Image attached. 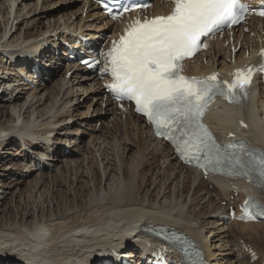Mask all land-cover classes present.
Segmentation results:
<instances>
[{"label":"bare ground","instance_id":"6f19581e","mask_svg":"<svg viewBox=\"0 0 264 264\" xmlns=\"http://www.w3.org/2000/svg\"><path fill=\"white\" fill-rule=\"evenodd\" d=\"M51 1L0 0V200L4 203L14 189L20 194L17 206L12 205L14 192L10 206L0 209V264H100V256L110 250L139 262L147 243L152 244L151 251L158 241L146 231L188 237L202 248L211 264H249L236 259L237 240L251 237L264 241L260 232L264 225L227 226L225 210L212 198V189L220 196H227V189L215 179L208 183L196 171L179 166L143 119L128 112L124 120L110 101L104 100L105 93L94 75L69 69L73 75L66 80V73L52 68L49 73L54 81L45 87L31 90L22 81L19 72L23 70L14 59L26 58L36 50L53 63L50 44L55 47L75 32L97 38L106 37L110 30L98 23L101 15L92 6L87 13L95 22L81 27L83 18L73 20L83 12L82 0ZM62 3L79 5L78 10L69 15L58 7L52 12ZM254 44L252 38L244 36L237 59L243 61L244 51ZM229 58L230 47L215 45L207 54L206 64L204 58L198 59L190 66V73L231 71ZM259 115H264V84L258 81L242 113L221 106L208 115L207 121L224 138L229 130H235L237 120H247L253 133L241 135L264 151ZM111 120L116 127L134 125L136 131L146 134L148 143L138 150L131 141L121 143L119 133L105 135L102 126ZM52 142L54 146L48 151ZM64 143L73 145L67 158L60 157ZM22 144L38 156L53 154L57 160L52 164L54 173L31 169L33 163L41 161L23 152ZM134 148L138 151L129 156ZM162 150L165 158L158 167L152 159ZM148 164L152 169L146 172ZM39 192L44 197L41 206L31 204ZM260 197L264 201V194ZM46 205L50 207L47 213ZM37 210L41 215L36 220Z\"/></svg>","mask_w":264,"mask_h":264},{"label":"snow or ice","instance_id":"6c2138e0","mask_svg":"<svg viewBox=\"0 0 264 264\" xmlns=\"http://www.w3.org/2000/svg\"><path fill=\"white\" fill-rule=\"evenodd\" d=\"M238 0H175L168 16L155 17L141 23L135 21L109 50L110 71L113 82L107 87L118 100L135 101L136 110L143 113L157 128V134L166 136L176 145L182 158L195 161L198 167L227 168L229 175L250 178L258 173L259 186L264 187V154L242 159L240 154L216 144L200 118L211 101L214 89L232 99L234 89L243 90L250 82L251 70L237 71L234 81L221 89L215 75L206 80L180 75V62L200 47V37L231 19H243L246 6L238 14L234 9ZM259 15L264 16V5ZM264 55V53H262ZM105 72L109 68L104 69ZM229 145L228 148H235ZM240 148H244L241 144ZM249 208L264 216V208L250 199L245 202L244 216L253 218Z\"/></svg>","mask_w":264,"mask_h":264},{"label":"rangeland","instance_id":"374dc122","mask_svg":"<svg viewBox=\"0 0 264 264\" xmlns=\"http://www.w3.org/2000/svg\"><path fill=\"white\" fill-rule=\"evenodd\" d=\"M52 2V1H51ZM53 4H55V3H57V0H54L53 2H52ZM66 3H62V4H60L59 6H57V7H55V9L52 11V12H56L57 11V9H58V7H62V13L63 14H69V15H71L72 14V12L73 11H77L78 10V6L79 5H76V6H73L74 4H72V3H70V4H66ZM72 9V10H71ZM69 11V12H68ZM88 14V13H87ZM80 16H81V19L83 18L82 17V12H81V14H79V17L78 16H75L74 18H73V20L75 21V22H79V20H81L80 19ZM53 17H57V15L56 16H53ZM89 17H90V14H88L87 15V18L89 19ZM77 18V19H76ZM87 18H84V20L85 21H87ZM92 112V111H91ZM114 122V120H111L110 122H108L107 123V125H103L102 127H103V129L105 128V130H104V133H105V135H110V134H112V135H115V134H118V138H119V141L121 142V143H123L124 141H131V142H133L134 144H136V146H137V148H138V150L143 146V144H144V142H146V143H148L147 142V136H146V134H142L141 132H138V131H136L135 129H134V125H131V124H129V123H122L121 125H119V127H116V126H114L113 123ZM110 123V124H109ZM112 124V125H111ZM128 125V127H126ZM105 126V127H104ZM107 126L108 127H113V128H111V129H107ZM132 126V127H131ZM116 128V129H115ZM118 128V129H117ZM127 128H128V130H127ZM130 128V129H129ZM132 128V129H131ZM120 129V130H119ZM113 130V131H112ZM132 131H134V132H132ZM110 132V133H109ZM112 132V133H111ZM122 133V134H121ZM134 134V135H133ZM135 138H134V137ZM141 136V137H140ZM143 136H145V138L146 139H143ZM124 137V138H123ZM125 137H127V138H125ZM121 138V139H120ZM128 139H132V140H128ZM141 141H142V143H141ZM139 143V144H138ZM19 146H20V144H18V147H16V148H19ZM144 146H146V145H144ZM137 148H134V150H132L128 155L130 156V155H132L133 156V154H135L138 150H137ZM161 149H163V148H161ZM19 150V149H18ZM17 150V151H18ZM137 150V151H136ZM159 153V152H158ZM161 153H164L165 154V151L164 150H162L159 154H156L157 156H158V158H161V160L162 161H164L163 160V158H165L164 156L165 155H163V154H161ZM154 156V158L152 159L153 160V162H154V164L156 165V166H158V167H161V160H159L158 158H157V156ZM162 155V156H161ZM155 157H156V159L157 160H155ZM163 157V158H162ZM151 161V160H150ZM152 162V161H151ZM163 164V163H162ZM149 166H150V164H148L147 166H146V168H147V171L146 172H148V171H150L152 168L150 167L149 168ZM145 176V175H144ZM68 184L69 185H71L70 184V182H69V180H68ZM151 187V182L149 183V187H148V189ZM188 187H189V185H188ZM80 188V187H79ZM44 189H41L40 191L41 192H43L44 193V191H43ZM14 192H16L15 193V195H14V199H13V203H12V205L13 206H17V203H18V201H19V191H18V189L16 190V189H14V190H11V191H9V196H8V198H6L5 200H4V203L2 202V200H0V203L2 202L3 203V205L0 207V209H5V207L6 206H10V198H12V195H13V193ZM41 192H39L37 195L36 194H34L33 195V197H32V199H31V204L32 203H37V204H39V206H41V203H42V201L44 200V197L41 195ZM83 192H84V190H83ZM47 193V192H46ZM78 193H81L79 190H78ZM47 195V194H46ZM70 194H68V198L71 200V197L69 196ZM193 195V190L191 191V193H190V196H192ZM46 197V196H45ZM38 199V200H37ZM22 200H23V204L24 205H26L27 203H26V197L25 196H23L22 197ZM11 202H12V200H11ZM188 205L190 204V201H187L186 202ZM8 204V205H7ZM36 204V205H37ZM52 209H55L56 208V203H53L52 205ZM44 209H45V212L47 213L48 211H49V209H50V207H48L47 205L44 207ZM41 214L39 213V211L37 210L36 211V220L38 219V217L40 216ZM189 218H190V216H189ZM197 218V217H196ZM260 232H261V234L263 235L264 234V226L260 229ZM263 232V233H262ZM264 236V235H263ZM246 240H249V242H252V243H256V245H258V246H260V247H262V248H264V241L262 240H256L255 238H251V237H249V239L248 238H245ZM254 241V242H253Z\"/></svg>","mask_w":264,"mask_h":264}]
</instances>
